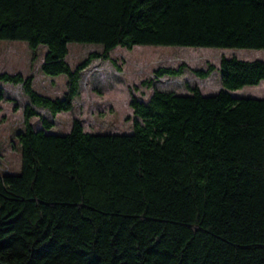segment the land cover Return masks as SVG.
I'll use <instances>...</instances> for the list:
<instances>
[{"label": "trees", "instance_id": "16d2710c", "mask_svg": "<svg viewBox=\"0 0 264 264\" xmlns=\"http://www.w3.org/2000/svg\"><path fill=\"white\" fill-rule=\"evenodd\" d=\"M0 39L26 41L33 63L45 46L41 70L67 76L60 98L36 90L32 74L0 71L29 100L20 171L0 173V261L264 264V98L232 94L264 80L263 60L224 56L193 70L219 72L212 95L190 84L189 94L155 88L147 102L133 94L131 133L32 122L37 108L71 111L83 70L118 46L264 49V0H0ZM72 42L101 51L72 68Z\"/></svg>", "mask_w": 264, "mask_h": 264}, {"label": "rangeland", "instance_id": "374dc122", "mask_svg": "<svg viewBox=\"0 0 264 264\" xmlns=\"http://www.w3.org/2000/svg\"><path fill=\"white\" fill-rule=\"evenodd\" d=\"M67 61L72 68L82 63L101 46L72 42L69 44ZM257 50V51H256ZM47 48L41 45L38 59L33 63L32 48L23 40L0 39V71L20 72L34 76V87L50 97H64L67 76H51L41 70ZM236 56L240 59L264 61V49H230L214 47L142 46L131 49L118 46L109 59H95L82 74L79 94L73 101L71 111L53 115L49 110L37 108L41 117H33L36 129L43 128L42 117L53 123L49 130L67 133L75 119H79L87 132L131 133L133 109L132 95L147 102L155 88L189 94L187 84L197 85L206 95L217 93L221 88L220 75L216 70L208 78L198 77L193 70H206L210 64L219 67L222 57ZM187 67L177 77L158 78L161 68ZM152 80L149 87L144 82ZM5 88V100L0 101V173H17L21 168L20 145L17 133L24 127V107L29 102L21 84L0 83ZM137 88V89H136ZM234 96L264 98V80L258 85H247L236 91Z\"/></svg>", "mask_w": 264, "mask_h": 264}, {"label": "water", "instance_id": "95a60500", "mask_svg": "<svg viewBox=\"0 0 264 264\" xmlns=\"http://www.w3.org/2000/svg\"><path fill=\"white\" fill-rule=\"evenodd\" d=\"M0 264H6V263H3L2 261H0Z\"/></svg>", "mask_w": 264, "mask_h": 264}, {"label": "bare ground", "instance_id": "6f19581e", "mask_svg": "<svg viewBox=\"0 0 264 264\" xmlns=\"http://www.w3.org/2000/svg\"><path fill=\"white\" fill-rule=\"evenodd\" d=\"M257 51V50H256Z\"/></svg>", "mask_w": 264, "mask_h": 264}]
</instances>
